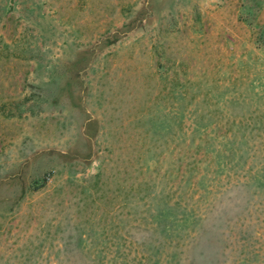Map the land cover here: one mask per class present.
<instances>
[{
	"label": "rangeland",
	"instance_id": "rangeland-1",
	"mask_svg": "<svg viewBox=\"0 0 264 264\" xmlns=\"http://www.w3.org/2000/svg\"><path fill=\"white\" fill-rule=\"evenodd\" d=\"M0 264H264V0H0Z\"/></svg>",
	"mask_w": 264,
	"mask_h": 264
}]
</instances>
